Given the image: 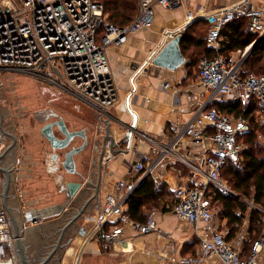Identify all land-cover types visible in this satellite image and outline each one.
Wrapping results in <instances>:
<instances>
[{"label": "built area", "instance_id": "built-area-1", "mask_svg": "<svg viewBox=\"0 0 264 264\" xmlns=\"http://www.w3.org/2000/svg\"><path fill=\"white\" fill-rule=\"evenodd\" d=\"M183 4L184 0H140L132 21L118 25L107 19L102 0H0V73L27 75L70 94L101 116L107 115L118 96L107 49L124 45L131 34L150 27L157 6L173 9ZM196 17L207 21V43L216 48L221 46L224 27L238 19H245L250 33L256 35L252 46L264 43V0H237L208 10L199 6L188 19ZM180 31L184 27L169 35ZM239 53L241 58L233 53L201 58L199 76L208 96L197 99L192 115L173 122L168 134L154 137L129 125L131 136L124 140L121 152L137 153L132 144L135 139L148 142L150 148L130 164L131 178L114 184L96 226L97 238L125 242L126 226L139 234L167 235L158 226L155 210L145 222L131 218L127 210L131 195L146 178L158 182L161 173L172 168L177 178L172 210L195 229L198 240L196 251L182 255L176 264H205L212 259L223 264H264V234L243 256L228 239L230 229L218 224L220 210L210 192L211 186L228 190L222 169L242 161L248 149L242 136L251 130L247 117L224 113L215 103L240 101L248 108L254 102L264 121V72H245L242 64L247 52ZM152 57L134 65L135 78L155 65ZM7 138L0 102V154L10 147ZM113 156L107 154L109 159ZM4 189L5 176L0 172V264H21ZM44 221L33 209H24L23 230Z\"/></svg>", "mask_w": 264, "mask_h": 264}, {"label": "crops", "instance_id": "crops-1", "mask_svg": "<svg viewBox=\"0 0 264 264\" xmlns=\"http://www.w3.org/2000/svg\"><path fill=\"white\" fill-rule=\"evenodd\" d=\"M236 1L237 0H184L183 6L173 9L157 6L155 21L150 27L131 34L128 41L122 46L109 47L106 52L111 66L112 77L118 92L116 102L108 108L109 114L101 116L94 108L87 104L86 105L90 109L85 110L82 109L80 105H77L76 109L78 110L76 111L71 109L67 104L63 105L60 102L51 104L57 106L53 107L55 109L58 107L60 108L59 110L57 109L59 111L58 113L65 118L72 129L86 128L91 148L86 152L76 155L77 169L81 174L85 175V177H89V180H92L94 183L98 181V154L96 152L95 141L101 139L106 127V125L102 123L101 118L105 116L111 118L108 121L112 120L111 124H113V128L119 126L115 123L116 121H114L115 119H119L124 123H128L127 125L134 124L138 130L154 137H160L170 132L173 122L177 120L185 121L192 115L194 110L193 103L197 99L207 98L209 91L200 80L199 67H190L188 65L190 58L189 55L186 54L187 50H185L187 63L178 67L176 70H169L154 65L144 70L143 73L135 78L133 67L136 63L145 62L154 54L158 53L165 43L172 38V36L169 35L170 32L175 33L189 24L190 26L186 31L188 29L193 31L195 25L204 18L196 17L189 20L188 16L190 12H196L199 6H203L208 10L217 5L232 4ZM192 33L194 34V32H191V34ZM224 39H227V37L223 36L222 40ZM252 44L245 50V52H247L244 55L245 60L255 51L249 52L253 47ZM222 45L223 42L221 41L220 48L209 46L216 50H221ZM263 45L264 43L262 46ZM262 46L259 45L258 48ZM239 50L241 49L232 50L228 55L233 53L237 58H241L242 54L239 53ZM166 82L170 84L169 87H164V83ZM42 84L49 85L47 83ZM50 87L54 88L58 93H65L51 85ZM49 100L48 98V101ZM254 115L255 121L264 125L263 114L261 115L255 111ZM248 119L251 121L250 118ZM43 125L42 122V126ZM41 129L36 138L38 140L39 138L42 139V147L37 145L35 141L32 142L34 147H31V140L27 137L26 150L24 147L21 159L19 157L17 159V153L14 151L15 148L13 151H10L11 153H6L5 155L0 154L2 155L0 156L1 167L14 165L16 162L15 159H17L18 161L16 162L15 168H13L15 172L21 169V191H19L21 196H19V193L15 191L13 186H11L9 196V203L16 217L21 220V201L23 198L20 199V197H24L26 200L27 198L38 197V201H42V208L37 210L30 205L26 206L25 204L23 206V211L26 207H29L33 209L36 215L42 216L46 220V222L40 225L30 226L24 230L23 239L29 254L31 252L29 245H34V239L39 242L41 241V243L43 241L47 245V237H52V235L57 232L61 234V230L66 226L74 214L77 213L78 209L89 199V193L85 191L76 202H74V200L70 201L65 191L62 190L61 185H64V181L61 182L58 179L61 173L64 174L65 181H84L85 179L78 174H69L64 170L65 173L62 172V170L55 171L52 169L53 163L50 161V154L53 150L46 137L41 133ZM115 131L117 132V139H120L126 133L127 127L121 130L116 129ZM27 134H29V131H27ZM257 134L260 138L264 139V135L260 131H257ZM30 135L35 137L32 133H30ZM243 136L242 140L245 142ZM133 139H135L134 136ZM78 143H81V139L77 137L74 144ZM132 144L135 145L134 147L138 150L137 153L135 150L129 153L121 152L115 157L113 156L108 162L103 161L101 206L98 207L95 201L90 202L81 217L66 229L64 234V236H66V241L64 244L62 242L63 246L61 248L63 253L69 249V251H66V254H68V252L74 249L73 244H77L81 245V258L84 257L86 264H97L98 262L105 264V260H110V257H107L109 251L124 253L127 257H133L136 264H176L182 255L191 253L193 250L196 251L198 240L196 238L195 229L190 224L180 221L172 208L171 210L161 211L153 209L156 211V220L159 228L166 231L168 233L167 235H158V233L155 232L139 234L131 227L126 226L125 242L111 243L97 238L95 232L96 226L107 197L109 193L113 191L114 184L119 179L131 178L132 174L129 173L130 164L136 159L140 152L148 151L150 148L148 142L136 141V139L132 140ZM249 145L248 143V148L250 147ZM89 154H92L94 158L92 164H90L88 160L90 158ZM9 158L11 161H9ZM243 160L244 155L242 161ZM18 162H20V165ZM240 163L236 164L241 165ZM161 175L160 181L156 183L167 184L171 194L174 196V188L177 182L174 170L168 168L161 173ZM145 182L140 187H142ZM174 201H172V204ZM248 202L250 207L260 208L253 202ZM244 222V226H242L233 237L230 236L231 229L227 224L226 218L222 219L219 217L218 224L223 229L226 227L230 229L228 239L234 243V246L241 251L243 256H246L250 253V251H246V241L250 237L249 218L247 216L244 217ZM59 223H62V226L57 230V228L54 227ZM83 226L88 227L87 237L95 232L93 237L90 239L81 237V228ZM200 226H203V224H200ZM40 232H42L41 236ZM263 234L264 226L260 236ZM52 249L48 250L46 256ZM39 251V255H42L41 247H39L38 252ZM205 264L223 263L212 259Z\"/></svg>", "mask_w": 264, "mask_h": 264}, {"label": "trees", "instance_id": "trees-1", "mask_svg": "<svg viewBox=\"0 0 264 264\" xmlns=\"http://www.w3.org/2000/svg\"><path fill=\"white\" fill-rule=\"evenodd\" d=\"M105 4L107 19L118 25H125L132 21L138 11L139 0H102ZM199 23L204 25V30L198 34L195 30H187L181 44L182 51L189 55L190 67H199L203 56L209 58L217 55L228 56L232 50L241 49L245 51L256 39V35L250 33L245 19H238L228 24L222 30V35L227 39L222 40L221 50L210 47L207 43L208 23L203 19ZM191 32H194V34ZM225 38V37H224ZM186 56V55H185ZM245 72H264V45L256 49L242 64ZM224 113L245 116L252 121V128L245 135L250 147L244 152L243 164L229 163L222 169V175L227 176L230 183L238 194L227 193L224 190L211 186L210 192L213 200L218 202L221 209L220 218H226L233 237L237 231L244 226V217L249 218L250 237L246 241L247 252L251 251L255 240L260 237L264 226V145L260 140L257 131L264 135V125L255 121V111L258 105L254 102L246 108L240 101H220L215 103ZM171 191L167 184H158L151 177H148L145 184L138 188L128 201V213L131 218L145 222L150 210V205L162 206L163 210L172 207L167 203L175 200L174 196L163 201V197ZM261 206V208L250 207L249 202ZM104 240L103 238H100ZM193 252H195L193 250Z\"/></svg>", "mask_w": 264, "mask_h": 264}, {"label": "water", "instance_id": "water-1", "mask_svg": "<svg viewBox=\"0 0 264 264\" xmlns=\"http://www.w3.org/2000/svg\"><path fill=\"white\" fill-rule=\"evenodd\" d=\"M190 26L186 25L184 27V31H180L172 36L165 45L160 49V51L152 57V62L160 67L176 70L178 67L187 63V58L182 51V42L186 35V29ZM259 46V43H255V45L250 49V53L256 50ZM46 113V117L42 118L43 126H42V134L48 140L51 149L53 150L52 157L57 162L58 168L62 170V172L66 171L69 174H78L80 175L84 181H65V176L61 173V177L64 179V185L62 186V190L65 191L66 195L70 199V201L76 202L81 196L87 191V189H92L94 194L89 197L88 201L80 207L77 213L70 219V221L66 224V226L61 230V234L54 245L53 249L48 253L46 257L39 264H46L48 260L53 256V254L60 248H62V239L65 234L66 229L75 223L81 215L87 209V206L90 202L95 201L98 207L101 206V183H102V165L103 161L108 162L110 159L107 157V154L116 156V154L120 153L122 150V146L125 144V139L130 138L131 130H129L128 123H124L119 119H115V123L119 125L117 128H113L111 121H108L109 117L105 116L102 119V123L106 125L105 132L103 133L101 139H97L95 141V147L97 152V162H98V172L99 178L97 183H94L92 180H89L88 177L81 174L77 169L76 155L82 153L84 151L86 145L88 144V135L86 132V128H78V129H70L65 118L60 115V113L56 112L53 109H49L44 111ZM43 112V113H44ZM99 119V117H98ZM100 124V123H99ZM132 126V125H130ZM127 127L126 133L120 138L117 139L116 129H123ZM101 130V129H100ZM80 137L83 139V143L81 145L74 144L75 139ZM10 148V147H9ZM8 150L3 153L5 155L8 153ZM2 156V155H0ZM64 170V171H63ZM11 169L9 167H1L0 172H2L5 176V189H4V197L6 207L10 216V219L13 224L14 234L16 238L17 249L19 253L20 260L24 264H32L29 260L28 253L24 244V230L21 225V220L18 219L15 213L12 211V208L9 203L10 189L12 186V174ZM65 173V172H64ZM92 185V186H90ZM82 238L90 239L93 237L95 232L91 233L89 237H87L88 227L83 226L81 228ZM86 240V239H85ZM81 252L79 255V259L81 256ZM79 263V261H78Z\"/></svg>", "mask_w": 264, "mask_h": 264}, {"label": "rangeland", "instance_id": "rangeland-1", "mask_svg": "<svg viewBox=\"0 0 264 264\" xmlns=\"http://www.w3.org/2000/svg\"><path fill=\"white\" fill-rule=\"evenodd\" d=\"M140 4V0H139ZM139 8V5H138ZM108 16V15H107ZM197 26L196 30L197 34L204 30V25L201 23H198L195 25ZM0 102L2 105V112L4 115V122H5V129L8 133L7 142L10 146L8 153H11L10 151H15L17 153V159L18 157L21 159V154L23 151V148L25 147L26 150V138L29 137L31 142V147H34V144L32 142H36L37 145L42 147V139L39 138V140L36 138V136L39 133V130L42 127V112L53 109L56 112H59V107L57 109L53 107H57L54 105H51L52 103H61L63 105L67 104L71 109L74 111L78 110L76 109L77 105H80L82 109L88 110L90 109L84 102L74 98L73 96H70L67 93H58L54 88L50 87V85H43L42 82L37 81L36 79L29 77L27 75L15 73V74H6V73H0ZM48 98L50 99L48 101ZM54 98V99H53ZM56 99V100H55ZM61 111V110H60ZM87 113V112H86ZM89 114V113H88ZM90 115V114H89ZM27 131H29V134H27ZM32 131V132H30ZM30 133L34 134L35 137H32ZM260 138V137H259ZM243 139L245 140L246 145H248L246 137L243 136ZM262 141V144L264 145V139L260 138ZM250 146V145H249ZM10 159V158H9ZM15 159L17 162L18 160ZM11 161V159L9 160ZM6 165L4 167H9L11 169L12 174V186L19 193V196H21L20 188H21V169H18V172H15V165ZM20 165V162H18ZM243 164V161L240 163ZM14 167V168H13ZM2 173V172H1ZM3 174V173H2ZM4 175V174H3ZM223 179L228 185L227 193L232 194H238V192L234 189L232 183L229 182L227 176L222 175ZM173 196V194H169L165 197H163L162 202L167 203V199H170ZM23 198V199H22ZM22 199L21 201V222H22V215H23V206L26 204V206L30 205L34 208L40 209L42 208V201H38L37 198H27V200L24 197H20ZM39 202V203H38ZM217 205L218 202L216 201ZM169 206H171L172 202L167 203ZM218 209L220 210L221 207L218 205ZM172 207V206H171ZM262 208L261 206H259ZM163 210L162 206H154L150 205V210ZM263 209V208H262ZM171 210V209H169ZM264 210V209H263ZM19 217V218H20ZM46 222V220L44 221ZM22 225V223H21ZM62 223L57 224L54 228H61ZM35 234V233H34ZM42 235V232H40V236ZM60 233L57 232L52 237H47L48 242L47 245L42 241L39 242L37 240L34 241V245H29L31 252H30V258H38L37 256L33 255L32 251H38L39 247L42 248L41 256L44 257L45 254L48 252V250L52 249L54 244H56ZM46 236V235H45ZM66 236H63L62 242L63 244L66 241ZM44 239V238H43ZM45 244V245H44ZM74 249H72L68 254L63 253V250L61 249V252L58 256V258L55 259V261L49 262V264H86L84 257L79 259L80 255V246L77 244H73ZM26 247V245H25ZM35 247V248H34ZM69 248V247H68ZM40 254V251H39ZM83 256V255H82ZM107 257H110V260H105V264H136L133 257H127L124 255V253H116L114 251H109V254ZM79 261V263H78ZM97 264H101L98 262Z\"/></svg>", "mask_w": 264, "mask_h": 264}, {"label": "flooded vegetation", "instance_id": "flooded-vegetation-1", "mask_svg": "<svg viewBox=\"0 0 264 264\" xmlns=\"http://www.w3.org/2000/svg\"><path fill=\"white\" fill-rule=\"evenodd\" d=\"M45 113V112H44ZM44 117H46V113L45 114H43V112H42V118L44 119ZM42 118H40V119H42ZM68 124V123H67ZM69 126V125H68ZM70 127V126H69ZM70 129H72L71 127H70ZM41 133H42V130H41ZM78 138H80V137H78ZM81 139V143H78L77 145H81L82 143H83V139L82 138H80ZM50 145V144H49ZM90 148H91V144H90V141H89V138H88V144L86 145V147H85V149H84V151H82V152H86V151H88V150H90ZM52 154H53V152L50 154V161H51V163H53V170H55V171H60L61 169L60 168H58V164H57V162L53 159V157H52ZM89 156H90V158L88 159L89 160V162H90V164H92L93 163V161H94V158H93V155L92 154H89ZM89 178V177H88ZM58 179L61 181V182H63V178L61 177V175H59L58 176ZM90 186H92V185H90ZM87 191H88V198L89 197H91L93 194H94V191L92 190V189H87ZM100 197H101V190H100ZM25 244V243H24ZM55 245V244H54ZM54 247V246H53ZM27 248V247H26ZM60 252H61V248L60 249H58L54 254H53V256L48 260V262L46 263V264H49V262H53V261H55V259L56 258H58V256H59V254H60ZM28 253V252H27ZM32 253H33V255H35V256H37L38 258H35V259H33V258H30V254L28 253V257H29V260H30V262L32 263V264H39L43 259H44V257L46 256V254H45V256L44 257H42L41 255H39V252L38 251H32ZM21 264H24L22 261H21Z\"/></svg>", "mask_w": 264, "mask_h": 264}]
</instances>
